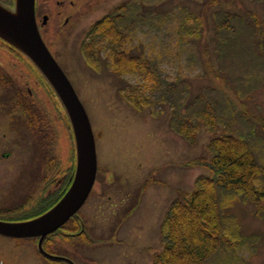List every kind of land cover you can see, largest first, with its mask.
Instances as JSON below:
<instances>
[{
    "label": "rangeland",
    "instance_id": "obj_1",
    "mask_svg": "<svg viewBox=\"0 0 264 264\" xmlns=\"http://www.w3.org/2000/svg\"><path fill=\"white\" fill-rule=\"evenodd\" d=\"M57 1L47 0L52 7V20L42 32L43 38L58 55V60L69 75L88 113L96 138L98 165L102 164V172L106 169L103 172L105 175L101 173L99 178L101 180L103 178V182L107 183L104 187V199L101 198L103 195H100L99 182L95 195L88 204L85 203L86 205L79 209V212L90 216L88 217L90 222L87 223L88 233L80 239L55 236L56 244L59 245L57 253L69 256L75 264H152L154 258L156 261V254L164 245L160 229L170 208L174 203H176L175 207L181 206V203L183 205L187 199L181 195L196 190V182L200 177L206 176L208 179L214 177L210 171L213 157V150L210 147L212 136L208 133L207 126L202 123L196 132V142L190 143L186 135L179 134L172 125L174 111L171 102L163 97L150 98V94L147 93L141 101L137 97L136 101L131 99L132 93L120 94L119 90L125 87L131 91L130 88L138 86L141 77L134 73L115 75L105 58L101 57L102 62L90 58L89 48L84 45L87 31L99 18L96 11L90 12L91 14L86 13L85 21L79 20L80 25L77 27L66 28L63 24L67 15L77 10L86 12L85 8L90 0H73L76 8H67L66 11L57 8ZM151 1L156 2L152 4L155 9L168 12L171 10L175 13L167 22L152 21L149 18L145 23V29L139 28L133 43L141 45L142 42L146 55L156 56L159 70L169 83L184 79L190 85V96L187 98L189 102L204 87L227 93L230 98L237 100V95L234 94L237 92L236 86L241 83L239 85L241 90L244 84L248 95L243 101L248 108L247 119H259L261 127L258 125L256 130L259 135L264 136V127H262L264 70L262 69L260 74L262 80L254 81L256 80L254 75L247 77L248 74L238 66L233 67L236 62L231 60V57L228 58L227 53L223 60L220 58L213 15L214 12L224 9L230 12L237 11L238 15L246 19L252 12L264 22V0ZM180 6L195 12L202 17L203 22H201L202 26L193 23L198 37L184 43L177 40V35L180 34L177 30H183L180 23L186 12L184 9L180 11ZM149 7L151 8L150 2ZM59 12L62 14L60 15ZM82 16L76 15L78 18ZM191 23L189 21V25ZM75 28H81L80 32L73 30ZM249 40L248 37L246 45L250 43ZM228 67L229 69L226 70ZM244 77L247 84L243 82ZM227 86L231 87L234 93L226 92ZM10 92L15 93L11 90ZM51 104L56 119L59 113L55 104L53 102ZM31 108L35 110L37 123L42 126L44 119L40 112L33 106ZM240 108L243 110L242 106ZM232 129L234 134H240L244 138L255 158L264 166L263 147L259 146L260 144L253 137L254 129L250 127L248 130H243L238 126ZM224 130L227 128L219 125L213 132L221 136ZM51 147L54 161L63 162L59 167L61 170L68 163L71 168L72 166L75 168V148L68 130L63 131L60 138L54 132ZM232 149L227 145L228 155H232ZM131 184L135 186V191L141 185L145 186L147 191L142 204L139 203V207L129 212V216L125 218L123 216L125 213L127 215L128 211L125 206L118 208L120 200L115 199L112 191L117 194L114 188L125 190ZM117 195L120 197L121 193ZM118 209L119 212L123 211L121 212L123 216H118ZM221 215L225 217L222 221L227 226L229 224L232 226V222L227 218L229 216L239 223L242 234L256 235L251 243L236 250H240L238 255L243 258L244 263L264 264V200L259 202L233 200L225 210L221 211ZM70 222L78 225L75 219H71ZM14 242L15 240L0 237V264H10V259L15 258ZM20 249L22 256L18 258L21 257V264H35V260H32V255L35 253L33 244L23 241L22 247L18 248L17 252ZM37 259L39 260L37 264L45 263L40 257Z\"/></svg>",
    "mask_w": 264,
    "mask_h": 264
},
{
    "label": "trees",
    "instance_id": "obj_2",
    "mask_svg": "<svg viewBox=\"0 0 264 264\" xmlns=\"http://www.w3.org/2000/svg\"><path fill=\"white\" fill-rule=\"evenodd\" d=\"M153 3L156 2L128 0L122 7L113 10L111 16L97 20L90 27L84 45L89 48L90 58L99 59V62L105 58L115 75L134 73L141 77L138 86L130 88L131 91L125 87L119 90L120 94L132 93L135 97L132 96L131 99L136 101L137 97L141 101L147 93L150 98L163 97L171 102L174 111L172 125L179 134L186 135L190 143L196 142V132L202 123L212 136L210 147L213 157L210 171L214 177H200L196 182V190L181 195L187 199L183 205L181 203V206L175 207L174 203L170 208L161 223V232L159 231L164 245L152 264H245L238 255L240 250H236L251 243L256 235L242 234L239 223L229 216L227 218L232 226L224 224L222 220L225 217L221 215V211L236 199L253 202L264 200V166L255 158L244 138L232 132L234 126L243 130L251 127L254 129L253 137L263 147L264 153V136L259 135L256 130L260 121L257 118L247 119L248 108L243 101L248 95L244 84L240 90L241 83H238L235 93L227 86L226 92L236 94L237 100L230 98L227 93L204 87L189 102L187 98L190 96V85L184 79L169 83L164 78L156 56L146 55L142 42L141 45L133 43L139 28L145 29L149 18L152 21L167 22L175 13L171 10L159 11L155 6L152 7ZM179 8L186 12L180 23L183 30H177L180 33L177 40L189 42L198 37L193 23L201 25L202 17L185 7ZM250 13L246 17L247 21L237 11L222 9L213 13L216 42L219 43L217 50L222 60L227 53V57L236 62L233 67L238 66L248 74L247 77L254 75V81H260L263 78L260 76L261 70H264V22L255 13ZM189 21L192 22L190 25ZM248 37L250 43L246 45ZM228 69L229 67L226 70ZM245 80L246 77L243 78L244 83ZM262 120L264 127V118ZM219 125L227 128L221 136L213 132ZM227 145L233 148V156L227 154ZM194 163L195 161L191 164Z\"/></svg>",
    "mask_w": 264,
    "mask_h": 264
},
{
    "label": "flooded vegetation",
    "instance_id": "obj_3",
    "mask_svg": "<svg viewBox=\"0 0 264 264\" xmlns=\"http://www.w3.org/2000/svg\"><path fill=\"white\" fill-rule=\"evenodd\" d=\"M127 2L128 0H90L87 3V8H85L86 12L77 10V12L67 15L63 24L66 28L70 26L77 27L80 25L79 20L85 21L86 17L84 16L86 13L91 14L90 12L95 11L99 16L97 20H101L104 17L111 16L113 10L122 7ZM0 4L12 8L15 0H0ZM56 4L58 9L64 11L67 8H76L73 0H58ZM35 13L42 34L52 20V7H50L47 0H36ZM59 13L60 15L62 14V12ZM82 13H84L83 16ZM76 15H81L82 17L78 18ZM73 30L80 32L81 28ZM43 39L63 68L58 60V55L55 51H52L45 38ZM10 90L15 93L10 92ZM51 102L55 104L59 113L56 119L53 116ZM31 106L35 107L43 117L44 124L42 126L37 123L35 110L33 111ZM65 130H68V135L71 136L68 118L51 88L26 57L0 37V221L22 222L34 219L50 210L67 192L72 183L75 168L73 166L71 168L68 163L61 170L59 167L63 162L54 161L51 147L54 132L60 138ZM20 153L23 154L21 155ZM74 159L76 164V158ZM101 165H98L94 189L86 204L95 195V189L99 182L101 183L100 195L102 196L104 193V187H106L107 183H104L103 178L101 180L99 176L106 169L102 172ZM140 187L139 189L136 188V191L133 184L129 185L128 189L125 190L114 188L117 194L121 193V196L118 197L112 191V195L116 197L115 199L120 200L118 208L125 206L128 211V214L126 215L125 213L123 216L121 212H125V208L121 212L118 209V216L127 218L129 212L135 211L139 207V203L142 204L147 190L145 186L141 185ZM101 198L104 199V195ZM110 199H112V196ZM88 217L90 216L87 213L78 212L77 216L72 218L77 220L78 225H74V222H70V220L61 229L43 241V250L51 255L71 259L69 256L57 253L59 245L56 244L55 236L62 235L63 237L80 239L85 233H88L87 223L90 222ZM0 237L15 240L13 252L15 258L10 259V264H21V257H18L21 255L22 249L18 252L17 249L22 247L23 241H29L30 244H33L35 253L32 255V260H35V264L39 261L37 257L45 261L43 264H68L42 255L38 247L39 238L14 239Z\"/></svg>",
    "mask_w": 264,
    "mask_h": 264
},
{
    "label": "water",
    "instance_id": "obj_4",
    "mask_svg": "<svg viewBox=\"0 0 264 264\" xmlns=\"http://www.w3.org/2000/svg\"><path fill=\"white\" fill-rule=\"evenodd\" d=\"M0 37L19 49L52 88L67 115L76 149L75 174L61 200L34 219L22 222L0 221V236L39 238L38 247L42 255L75 264L69 258L46 253L42 243L77 215L93 189L98 161L92 125L73 84L42 39L35 16V0H15L13 9L0 4Z\"/></svg>",
    "mask_w": 264,
    "mask_h": 264
}]
</instances>
